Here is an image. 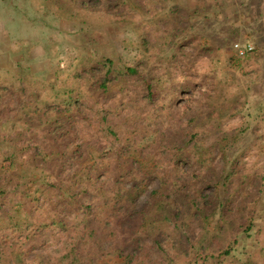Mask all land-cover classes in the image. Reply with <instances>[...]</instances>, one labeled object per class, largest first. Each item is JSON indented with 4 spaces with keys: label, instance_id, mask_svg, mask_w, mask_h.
I'll return each instance as SVG.
<instances>
[{
    "label": "trees",
    "instance_id": "trees-1",
    "mask_svg": "<svg viewBox=\"0 0 264 264\" xmlns=\"http://www.w3.org/2000/svg\"><path fill=\"white\" fill-rule=\"evenodd\" d=\"M114 2L119 0L94 4L90 0H66L65 4L70 7V17L83 24L91 25V17L99 19L103 15L113 23H135L129 14L104 9L107 3L117 5ZM136 28L148 49L145 32ZM85 29L92 54H84L68 75L70 84L65 88H56L57 76L47 78L51 91L44 96L34 87L31 74L17 71V82L22 85L16 92L24 95L28 87L30 91L8 122L0 119V264H94L103 253L92 251L84 256L80 250L95 234L90 223L91 189L94 197L105 199L104 214L109 218L120 214L121 220L130 223L132 251L126 250L127 241L111 248L105 255L116 258L113 264H264V166L246 171L241 153L229 156L226 152L235 148L241 133L247 130H251L259 151L264 152V137L259 135L264 129V97L253 106L255 113L246 114V125L228 128L234 136L221 138L224 168L208 182L211 193L196 188L193 177L174 179L170 191L165 192L168 183L160 179V185L140 203L147 189L144 182L150 175L143 179L137 175H143L146 166L139 159L137 146L121 138L119 127L109 121L110 109L100 107L99 99L110 94L121 76L134 75L143 79L145 97L153 102L161 93L160 81L146 78L139 63L125 62L116 51L102 54L98 49L102 45L100 31ZM89 92L92 96L96 92L95 121L82 107ZM254 120L259 125L253 128ZM79 122L106 136L105 145L87 144L80 135ZM203 151L195 142L193 159L201 165L206 160ZM113 154L116 163L110 178L114 187L107 195L104 175L112 168L106 157ZM183 158L175 160L179 171L185 165ZM233 185L235 189L228 195ZM238 195L240 199L234 205ZM193 224L200 230L193 238L189 233L185 245L183 233ZM140 230L152 240L160 261L147 260L139 247L143 239ZM57 231L63 239L55 243V235L48 239L46 233ZM50 245L56 246L54 251L46 250Z\"/></svg>",
    "mask_w": 264,
    "mask_h": 264
},
{
    "label": "rangeland",
    "instance_id": "rangeland-1",
    "mask_svg": "<svg viewBox=\"0 0 264 264\" xmlns=\"http://www.w3.org/2000/svg\"><path fill=\"white\" fill-rule=\"evenodd\" d=\"M99 1L90 0V3ZM8 2L11 11L8 10L12 16H18V20L15 18L16 21L9 24V30H0L1 120L8 122L15 108L28 98V85L26 94L16 92L22 85L17 82V71L23 69L26 76L31 74L34 87L44 96H49L51 91L47 78L57 76L56 88H65L70 84L68 75L84 54H92V44L87 38L89 32L82 29L94 27L101 33L102 45L98 49L102 54L116 51L125 62L139 63L146 78L160 81L161 93L153 102L145 97L143 79L134 75L121 76L112 85L110 94L99 99L100 107L110 109L109 121L119 127L121 138L137 146L139 159L146 165L145 173L137 175L141 179L150 175L149 181L144 182L147 189L140 203L152 188L160 185V179L168 183L165 192L170 191L174 179L193 177L192 184L196 188L203 189L207 195L211 193L208 182L215 175L218 177L224 168L223 151L219 146L221 138L227 134L234 136L228 128L246 125V114L255 113L253 106L264 97V0H119L114 2L117 5L107 3L104 9L129 14L135 23H113L103 15L99 19L91 17L93 27L72 19L66 0ZM136 26L145 32L148 49ZM236 43H250L254 50L241 57ZM93 96L89 92L82 107L95 121L98 108ZM251 125L254 128L259 124L254 120ZM78 127L89 145L101 146L108 141L85 122H79ZM250 131L242 132L235 148L226 152L229 156L241 153L243 168L255 171L264 166V152L259 151ZM259 135L264 137V129ZM195 142L204 150V165L193 159ZM178 156L185 159L180 171L175 168ZM108 157L112 171L104 175L107 195L114 187L110 176L116 155ZM90 196L93 213L90 223L95 234L80 250L84 256L92 251L103 253L94 264H113L116 258L105 255L111 248L127 241L126 250L132 251L130 223L121 220L120 214L109 218L104 214L105 199L94 197L92 189ZM239 199V195L234 197V205ZM111 230L116 233L110 234ZM199 230L195 224L187 228L183 233L185 245L187 235L190 233L193 238ZM139 233L143 237L139 247L146 253L147 260L152 263L161 259L152 240L146 238L142 230ZM46 234L48 239L55 235V243L63 239L59 231ZM55 248L50 245L46 250Z\"/></svg>",
    "mask_w": 264,
    "mask_h": 264
},
{
    "label": "crops",
    "instance_id": "crops-1",
    "mask_svg": "<svg viewBox=\"0 0 264 264\" xmlns=\"http://www.w3.org/2000/svg\"><path fill=\"white\" fill-rule=\"evenodd\" d=\"M8 3H9L8 0H0V30H4V31L9 30V24L16 21L15 18H17L18 20V16L16 15L12 16V13L10 12L11 10L9 8L10 6H8Z\"/></svg>",
    "mask_w": 264,
    "mask_h": 264
},
{
    "label": "built area",
    "instance_id": "built-area-1",
    "mask_svg": "<svg viewBox=\"0 0 264 264\" xmlns=\"http://www.w3.org/2000/svg\"><path fill=\"white\" fill-rule=\"evenodd\" d=\"M235 48L237 50V53L241 57L247 56L249 53H252L253 50H254V46L252 44H250V43L244 44V45L243 44L236 43L235 44Z\"/></svg>",
    "mask_w": 264,
    "mask_h": 264
}]
</instances>
